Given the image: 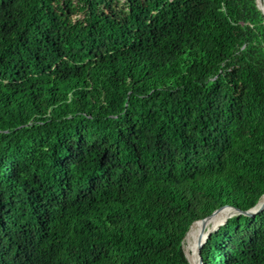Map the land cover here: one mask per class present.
<instances>
[{"label": "trees", "instance_id": "trees-1", "mask_svg": "<svg viewBox=\"0 0 264 264\" xmlns=\"http://www.w3.org/2000/svg\"><path fill=\"white\" fill-rule=\"evenodd\" d=\"M262 194L256 0H0V264H189ZM201 253L264 264V210Z\"/></svg>", "mask_w": 264, "mask_h": 264}, {"label": "water", "instance_id": "water-1", "mask_svg": "<svg viewBox=\"0 0 264 264\" xmlns=\"http://www.w3.org/2000/svg\"><path fill=\"white\" fill-rule=\"evenodd\" d=\"M257 2V6L258 8L261 10L262 14H263V11L259 5V0H256ZM263 18H264V15H263ZM222 210H226L229 214L227 215L226 219L221 222L220 224H218L216 227H213V228H210L207 230V224H208V220L214 216L216 213L222 211ZM264 210V194L261 195V197L259 198L258 202L253 206L251 207L250 209L248 210H241L237 207H234L232 205H229V204H226V205H223L219 208H217L216 210H214L211 214H209L208 216L204 217V218H201L199 220H195L188 228L186 234L188 233L189 229L191 228V226L196 223V222H201L203 223L202 224V230H201V234L199 236V239H198V242H197V254H198V259H197V264H204L203 262V257H202V253H201V249L203 247V245L205 244L207 238L211 235V233L215 232L221 225L225 224L227 219L229 217H231L232 215L234 214H244L246 216H255L257 213H260L261 211ZM186 234L182 240V248H183V254H184V257H185V250H184V241H185V237H186ZM187 261V260H186ZM188 263V262H187Z\"/></svg>", "mask_w": 264, "mask_h": 264}, {"label": "bare ground", "instance_id": "bare-ground-1", "mask_svg": "<svg viewBox=\"0 0 264 264\" xmlns=\"http://www.w3.org/2000/svg\"><path fill=\"white\" fill-rule=\"evenodd\" d=\"M260 5V4H259ZM261 7V6H260ZM262 9V7H261ZM263 11V15H264V10ZM229 213L226 210H222L218 213H216L214 216H212L207 222V230L213 227H216L218 224H220L221 222H223L227 215ZM202 224L201 222H196L194 223L191 228L189 229L188 233L186 234L185 237V241L187 244V248L190 250V254H189V258H190V262L187 258V255L185 253V256L189 262V264H197V259H198V254H197V242L199 239V236L201 234V230H202Z\"/></svg>", "mask_w": 264, "mask_h": 264}, {"label": "rangeland", "instance_id": "rangeland-1", "mask_svg": "<svg viewBox=\"0 0 264 264\" xmlns=\"http://www.w3.org/2000/svg\"><path fill=\"white\" fill-rule=\"evenodd\" d=\"M185 247H186V252H187V254H188V256H189V254H190V250L187 248L186 241H185ZM189 259H190V258H189Z\"/></svg>", "mask_w": 264, "mask_h": 264}]
</instances>
